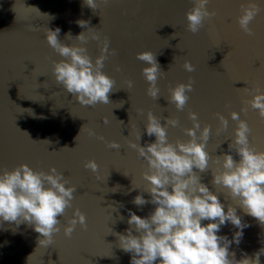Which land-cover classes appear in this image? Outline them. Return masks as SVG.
<instances>
[{"label":"water","instance_id":"95a60500","mask_svg":"<svg viewBox=\"0 0 264 264\" xmlns=\"http://www.w3.org/2000/svg\"><path fill=\"white\" fill-rule=\"evenodd\" d=\"M246 3L210 0L207 7L215 15L205 19L204 26L193 34L187 30L186 13L194 0H97L95 10L85 0H0V172L22 163L44 171L55 166L69 181L66 186L77 187L72 206L60 217V231L54 233L49 245L39 244L43 237L27 222L0 219V264H131L132 254L120 247L118 234H127L130 211L148 217L156 207L151 202L143 206L133 203L140 194L150 201L151 194L145 191L149 182L142 176L147 161L129 144L139 133L141 146L155 141V135L146 132L150 110L161 117V124L169 116L179 119V125L168 130L172 142L190 139L184 131L193 126L190 111L198 114L201 123L198 136L205 124L212 126L206 145L209 168L194 171L201 183L218 194L225 211L235 203L227 189L212 182L213 172L222 170V158L217 162V156L230 152L235 160L240 159L235 149H229L237 126L230 116L232 110L249 123L250 145L264 151V120L245 104L257 87L264 91V0H255L260 12L250 25L253 36L238 25L241 5ZM79 20L87 24L81 27ZM57 27L61 29L59 39L67 44L72 43L67 39L69 33L75 38L86 32V47L93 61L108 38L109 55L102 70L116 81L110 103L81 105L57 84L54 62L62 57L49 47L45 36L47 28ZM93 35L99 39H92ZM145 50L156 55L164 72L156 99L147 95L148 82L142 74L148 65L136 57ZM185 60L196 66L195 71L183 68ZM190 76L194 78L193 90L184 109L178 111L167 99L169 88L187 83ZM128 79L134 81L129 91ZM245 107L247 110L241 111ZM217 113L228 117L227 130L220 127ZM113 140L121 143L119 149L107 146ZM90 159L99 164L98 174L84 167ZM133 178L139 188H133ZM77 208L86 215L87 228L77 224L67 237L64 226ZM237 213L248 226L239 245L233 241L229 251L237 260L245 253L254 258L264 247V225L240 207ZM236 231L229 222L218 234L232 240ZM133 234L139 235L135 229ZM260 260L264 264V255Z\"/></svg>","mask_w":264,"mask_h":264},{"label":"clouds","instance_id":"9594fccd","mask_svg":"<svg viewBox=\"0 0 264 264\" xmlns=\"http://www.w3.org/2000/svg\"><path fill=\"white\" fill-rule=\"evenodd\" d=\"M102 2L108 3V0ZM209 2L210 0H194L193 7L186 13L187 30L191 33L199 32L205 19H211L215 15V11H209L207 7ZM85 4L93 10L98 7L97 0H85ZM259 12L260 8L255 0H247L246 4L241 5L238 25L249 36L254 35L250 25ZM78 24L84 27L87 21L79 20ZM60 31L59 27L55 30L47 28L45 31L47 44L62 57L54 62L53 72L57 84L72 93L81 105L110 103L109 94L116 81L102 70L109 55L108 38L105 37L100 55L93 61L86 47L89 39L86 32H81L75 38L69 33L67 39L72 43L67 44L59 39ZM173 35L177 36L175 33ZM92 39L98 40L99 36L93 35ZM111 54L115 55V50ZM229 54L230 52L227 56ZM136 57L148 65L142 68V74L148 82L147 95L153 99L158 98V80L164 72L156 55L151 50H145L138 52ZM183 68L193 72L196 66L185 60ZM126 84L129 91L133 88L134 81L128 79ZM193 86L194 78L191 76L187 83L179 82L174 87L170 86V96L167 99L178 111L184 109ZM254 91L255 94L245 104L257 110L260 119L264 120V91H260L258 87ZM122 105L123 101L121 107ZM246 110V107L241 109ZM217 116L220 127L227 130L228 117L223 113H217ZM230 116L237 122V126L229 149H235L240 159L235 160L230 152L217 156V162L222 158V170L213 172L212 181L214 185L227 189V196L235 202L229 204L225 211V205L221 203L218 194L201 183L199 175L194 171V168L200 172L209 168L210 153L206 145L212 126L205 124L198 136L197 130L201 129V123L198 114L190 111L189 118L193 126L184 129L190 139L172 142L169 140L168 130L169 127H177L179 119L169 116L166 123L161 124V117L148 111L146 132L149 136L155 135V141L141 146L139 133L137 140L129 141V144L147 161V169L142 176L149 182L145 191L151 194V200H146L140 194L135 196L133 203L143 206L151 202L156 207L148 217H141L130 211L127 234H118L120 247L132 254L131 264H261L260 257L264 255V247L254 253V258L245 253L239 260L234 252L229 251L233 241L239 245L243 230L248 226L238 215L237 207L264 225V151H257L250 145L252 129L240 117V112L232 110ZM107 122V118H104V123ZM89 134L96 135L94 131ZM98 139L104 140V137L98 136ZM107 146L119 149L121 143L116 140L108 141ZM84 167L94 174H98L100 170L95 159L87 160ZM96 178L100 179L99 175ZM68 184L67 178L55 166L44 171L34 170L28 163H22L14 169H5L0 172V219L17 224L27 222L43 237L39 240L40 245L51 244L54 233L60 231V217L72 206L77 189L76 185L66 186ZM133 188H139L134 185V178ZM205 220L209 222L202 223ZM229 222L238 229L232 240L226 235L218 234L221 226ZM77 224L87 228L86 215L78 208L64 226L65 236L71 237ZM133 229L139 235H134Z\"/></svg>","mask_w":264,"mask_h":264}]
</instances>
